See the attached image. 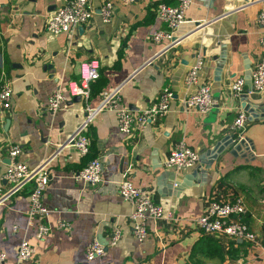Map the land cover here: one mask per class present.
I'll list each match as a JSON object with an SVG mask.
<instances>
[{
    "label": "crops",
    "instance_id": "obj_1",
    "mask_svg": "<svg viewBox=\"0 0 264 264\" xmlns=\"http://www.w3.org/2000/svg\"><path fill=\"white\" fill-rule=\"evenodd\" d=\"M66 0H0V82L12 87L11 105L0 108V185L13 144L18 158L30 166L43 160L51 175L43 201L52 229L42 238L28 224L26 185L0 204V264H264V117L249 119L250 103L264 114V90H250V70L264 58L259 37L264 26L257 21L262 0H195L176 29L178 42H153L149 33L162 26L155 15L160 0L113 2L109 21L96 8L73 33L53 34L46 17ZM170 2L171 0H164ZM197 54L204 63L200 82L210 83L216 100L202 113L185 109L183 98L195 90L185 74ZM94 59L99 77L90 86L89 106L100 101L102 89L119 88L122 103L142 109L164 86L174 96L170 109L143 131H119L116 112L100 110L87 134L89 153L81 155L67 142L85 115L84 100H75L69 84L80 80L84 64ZM247 81L240 96L231 91L237 77ZM60 87L64 106L50 111L47 99ZM239 109L248 114L244 137L237 139L232 122ZM232 135V139L230 138ZM183 140L199 153L196 165L175 170L164 159ZM216 159L211 153L219 144ZM94 156L102 161V181L90 184L72 175ZM123 177L149 188L163 214L147 220L148 234L136 239L130 228L131 204L117 190ZM241 196L247 211L243 220L255 233L251 240L204 232L196 217L213 199ZM70 223L57 228V220ZM14 226L15 229H14ZM122 235L102 255L85 256V246L97 236L105 242L111 229ZM204 236L216 239L207 247ZM27 240L34 248L28 259L18 257V246Z\"/></svg>",
    "mask_w": 264,
    "mask_h": 264
},
{
    "label": "built area",
    "instance_id": "obj_2",
    "mask_svg": "<svg viewBox=\"0 0 264 264\" xmlns=\"http://www.w3.org/2000/svg\"><path fill=\"white\" fill-rule=\"evenodd\" d=\"M124 3L133 0H121ZM195 0H160L155 7V15L162 26L152 30L149 38L153 42L167 40L170 45L178 42L175 39L176 29L185 21L186 9ZM264 2V0H262ZM114 4L110 0H104L98 7L103 21H109L112 17ZM96 8L91 0H66L63 4L49 12L46 17L45 27L53 34L60 32L73 33L77 27L89 20ZM257 21L264 26V4L258 13ZM260 44L264 47V33L259 37ZM204 63L202 54L194 57L193 63L185 74V82L195 85V90L183 98L185 109L196 108L202 113L214 107L216 100L212 94L210 83L200 82L198 72ZM99 76L98 64L94 59L87 61L80 72V80L69 84L72 95H79L84 100L85 115L79 122L75 131L70 135L67 142L73 144L77 152L85 155L90 151L91 141L87 129L102 109H111L116 112L117 126L120 132L129 134L134 131H143L150 123L159 120L170 109L171 100L174 96L169 86H164L158 96L142 109L133 110L122 103L119 88L102 89L99 103L91 107L88 100L90 96V83ZM252 91L264 90V58L254 62L250 70ZM231 91L235 96L247 92L246 80L240 76L231 82ZM12 87L8 80L0 82V108L7 109L11 105ZM66 96L60 87L53 89L48 95L47 108L54 111L64 106ZM248 123V114L244 109H239L232 122L237 139L244 137V130ZM21 148L13 144L8 149V163L2 175L5 183L0 185V204L4 203L14 193L30 185L28 190L29 206L27 209L28 224L35 226V235L42 238L52 229L47 221L48 206L43 201L46 187L50 181V173L47 162L42 161L36 166H30L18 158ZM198 151L187 145L183 140L178 141L164 159L166 168L175 170L190 168L197 164ZM102 161L99 156L91 157L86 164L74 170L72 175L75 179L83 180L90 184H98L102 181ZM117 190L120 196L132 206L129 214L130 228L133 236L143 240L148 234L147 220L157 218L163 214L162 206L154 199L149 188L134 185L131 180L123 177L117 182ZM247 211L243 198L239 195L230 199H213L210 201L205 212L196 217V222L204 232L219 233L232 238L251 240L255 233L243 220ZM16 226H14L15 229ZM57 228L69 229L70 223L65 220H57ZM122 230L114 226L108 239L103 242L97 236L92 237L85 246V256L92 259L102 255L108 245L116 244L121 238ZM18 257L28 259L34 253L33 246L22 240L18 246ZM4 252H0V261L4 259Z\"/></svg>",
    "mask_w": 264,
    "mask_h": 264
},
{
    "label": "water",
    "instance_id": "obj_3",
    "mask_svg": "<svg viewBox=\"0 0 264 264\" xmlns=\"http://www.w3.org/2000/svg\"><path fill=\"white\" fill-rule=\"evenodd\" d=\"M250 78V77H249ZM249 82V85H250V88L249 89H252L251 88V81H248ZM246 83H247V81H246ZM74 99L75 100H80L81 98H80V96L79 95H75L74 96ZM244 109L246 110V111H248V113H249V119H254V118H258V117H261V116H263L264 117V114L262 113V112H257V110H255V108L254 107H252L251 105H250V103H247L245 106H244ZM232 135H230V138L232 139ZM223 147H224V145L223 144H219L217 147H216V150L215 151H213V152H209L208 151V153H211V157L213 158V159H216V157L218 156V154L223 150Z\"/></svg>",
    "mask_w": 264,
    "mask_h": 264
},
{
    "label": "trees",
    "instance_id": "obj_4",
    "mask_svg": "<svg viewBox=\"0 0 264 264\" xmlns=\"http://www.w3.org/2000/svg\"><path fill=\"white\" fill-rule=\"evenodd\" d=\"M99 77V76H98ZM97 77V78H98ZM97 78L96 79H94L93 81H96L97 80ZM93 81H91V83H90V86H91V84H92V82ZM205 244V245H207V247H211V246H217V248L219 249V247H218V245H217V243H216V239L215 238H213V237H210V236H204L203 237V240H202V244Z\"/></svg>",
    "mask_w": 264,
    "mask_h": 264
}]
</instances>
